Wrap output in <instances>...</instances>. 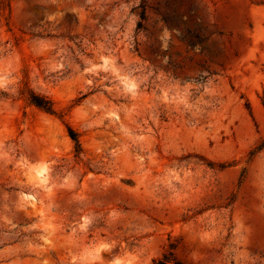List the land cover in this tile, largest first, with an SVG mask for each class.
<instances>
[{"label": "rangeland", "instance_id": "rangeland-1", "mask_svg": "<svg viewBox=\"0 0 264 264\" xmlns=\"http://www.w3.org/2000/svg\"><path fill=\"white\" fill-rule=\"evenodd\" d=\"M159 260L264 264V0H0V264Z\"/></svg>", "mask_w": 264, "mask_h": 264}, {"label": "trees", "instance_id": "trees-1", "mask_svg": "<svg viewBox=\"0 0 264 264\" xmlns=\"http://www.w3.org/2000/svg\"><path fill=\"white\" fill-rule=\"evenodd\" d=\"M144 17H145V15H144V12L140 15V18L143 20L144 19ZM40 98L39 97H37V96H34V97H32V103L33 104H35L36 106H38V107H40V108H43L44 110H49L47 107H45L41 102H40ZM69 134H70V137H71V139L76 143V146H77V152H78V150H79V143H78V141H77V139L75 138V134L73 133V131L72 130H69ZM156 264H168V262L167 261H165V260H159V261H157V263Z\"/></svg>", "mask_w": 264, "mask_h": 264}]
</instances>
